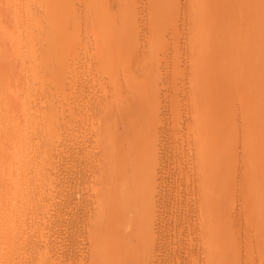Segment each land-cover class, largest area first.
I'll use <instances>...</instances> for the list:
<instances>
[{"label": "rangeland", "instance_id": "obj_1", "mask_svg": "<svg viewBox=\"0 0 264 264\" xmlns=\"http://www.w3.org/2000/svg\"><path fill=\"white\" fill-rule=\"evenodd\" d=\"M0 264H264V0H0Z\"/></svg>", "mask_w": 264, "mask_h": 264}, {"label": "bare ground", "instance_id": "obj_2", "mask_svg": "<svg viewBox=\"0 0 264 264\" xmlns=\"http://www.w3.org/2000/svg\"><path fill=\"white\" fill-rule=\"evenodd\" d=\"M208 22V21H207ZM209 27V26H208ZM211 27V26H210ZM232 28V27H231ZM217 29V28H216ZM225 29V28H224ZM236 38V37H235ZM214 39V38H213ZM232 41V40H231ZM203 50V49H202ZM212 59V58H211ZM217 59V58H216ZM209 60V59H208ZM231 65V64H230ZM219 68V67H218ZM141 125V124H140ZM140 143V142H139ZM136 144V143H135ZM137 145H138V142H137ZM133 148V147H132ZM103 226H102V224H101V227H100V230H101V233L103 234L104 232H105V230L103 231V228H102ZM111 230V229H110ZM112 231V233H113V230H111ZM111 231L109 232V230L107 231L108 232V234L109 235H111L110 233H111ZM109 257H111V256H109ZM106 261H107V259H106ZM105 261V262H106ZM108 262V261H107ZM110 262H112L110 259H109V263ZM102 263V262H101Z\"/></svg>", "mask_w": 264, "mask_h": 264}]
</instances>
